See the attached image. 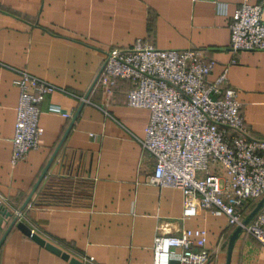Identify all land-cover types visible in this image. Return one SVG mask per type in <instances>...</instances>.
<instances>
[{
  "label": "crops",
  "instance_id": "crops-1",
  "mask_svg": "<svg viewBox=\"0 0 264 264\" xmlns=\"http://www.w3.org/2000/svg\"><path fill=\"white\" fill-rule=\"evenodd\" d=\"M241 1L226 0V15H217L211 0H0V204L18 209L43 172L19 220L82 264H151L155 234L196 227L206 232V264H224L235 227L206 210L181 219L180 190L147 183L154 159L138 139L148 111L126 105V81L107 91L96 76L107 49L138 38L158 49L198 50L215 63L208 79L224 70L249 138L264 141V50L228 49L229 15ZM18 70L84 100L44 95L38 147L11 166ZM50 106L73 113L64 118L48 112ZM53 177L61 185L54 189L57 199L33 204ZM11 217L0 223V237ZM0 264L70 263L12 226L0 242ZM168 264L177 262L173 257ZM229 264H264V249L240 232Z\"/></svg>",
  "mask_w": 264,
  "mask_h": 264
},
{
  "label": "built area",
  "instance_id": "built-area-1",
  "mask_svg": "<svg viewBox=\"0 0 264 264\" xmlns=\"http://www.w3.org/2000/svg\"><path fill=\"white\" fill-rule=\"evenodd\" d=\"M217 15H226V0H211ZM264 0H242L229 15L228 49L231 53L264 50ZM214 61L194 49H158L143 39L127 47H111L104 54L97 82L107 91L116 80H126V105L148 111L140 150L154 159L147 183L174 187L182 197L181 219L198 210L223 215L229 227L241 226L264 249V204L245 225L247 205L264 194V141L251 140L239 115L235 89L226 85L224 70L208 76ZM18 94L14 107L9 164L23 160L38 147L39 103L44 95L70 93L26 71H16ZM48 112L64 118L50 106ZM29 205V202L26 206ZM25 206V207H26ZM20 219L21 212L12 210ZM205 230L182 229L176 235L157 233L152 240L151 264H206ZM177 250V252H175ZM90 263L91 258L82 257Z\"/></svg>",
  "mask_w": 264,
  "mask_h": 264
},
{
  "label": "water",
  "instance_id": "water-1",
  "mask_svg": "<svg viewBox=\"0 0 264 264\" xmlns=\"http://www.w3.org/2000/svg\"><path fill=\"white\" fill-rule=\"evenodd\" d=\"M98 75V73H97ZM97 78V76H96ZM76 112V111H75ZM76 114V113H75ZM43 176V172L38 177L37 181L33 185L32 189L29 191L28 195L26 196L25 200L23 201L22 205L17 209L18 212H22V210L25 208L26 204L29 202L40 178ZM264 204V194L254 203L253 207L248 211V213L244 216L242 219L241 225H245L249 222V220L254 216V214L262 207ZM12 216V217H11ZM11 217L8 226L2 233L0 237V242L8 232V230L14 226L18 231H20L24 236L28 237L31 241H33L35 244L42 246L45 250L60 256L62 259L67 260L70 264H82L79 260L73 257H69L68 254L61 252L60 249L53 246L52 244L46 242L44 239H42L40 236H38L36 233L31 231V229L22 221L18 219L16 214L13 213L11 210H7L0 204V223L8 218ZM241 232V226L235 227L231 233L228 236L227 242H226V248H225V258H224V264H229V258L231 253V248L233 245V242Z\"/></svg>",
  "mask_w": 264,
  "mask_h": 264
},
{
  "label": "trees",
  "instance_id": "trees-1",
  "mask_svg": "<svg viewBox=\"0 0 264 264\" xmlns=\"http://www.w3.org/2000/svg\"><path fill=\"white\" fill-rule=\"evenodd\" d=\"M117 81V80H116ZM126 81V80H124ZM128 84L129 82L126 81ZM130 86V84H129ZM59 179L58 178H49L47 179L40 187L39 189L37 190V192L35 193V196L33 198V204L35 205H44V204H48V203H52L55 201L56 198V193H54V189L57 188V186H61L59 185ZM253 203L247 205L248 209H249V206H250V209L253 207L252 206ZM12 206V205H11ZM14 208V206H12ZM19 208V207H18ZM249 209V210H250ZM246 213L248 212H245L244 213V216L246 215Z\"/></svg>",
  "mask_w": 264,
  "mask_h": 264
},
{
  "label": "rangeland",
  "instance_id": "rangeland-1",
  "mask_svg": "<svg viewBox=\"0 0 264 264\" xmlns=\"http://www.w3.org/2000/svg\"><path fill=\"white\" fill-rule=\"evenodd\" d=\"M255 202H253L252 206L254 205ZM249 209H250V206H249ZM248 207L245 208L244 212H248L249 211Z\"/></svg>",
  "mask_w": 264,
  "mask_h": 264
}]
</instances>
